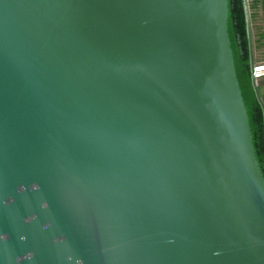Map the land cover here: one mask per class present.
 Wrapping results in <instances>:
<instances>
[{"label":"water","instance_id":"1","mask_svg":"<svg viewBox=\"0 0 264 264\" xmlns=\"http://www.w3.org/2000/svg\"><path fill=\"white\" fill-rule=\"evenodd\" d=\"M228 16L0 0V264H264Z\"/></svg>","mask_w":264,"mask_h":264},{"label":"trees","instance_id":"2","mask_svg":"<svg viewBox=\"0 0 264 264\" xmlns=\"http://www.w3.org/2000/svg\"><path fill=\"white\" fill-rule=\"evenodd\" d=\"M247 2L249 10L260 8L262 5L264 16V0ZM228 7V32L236 75L249 116L255 156L264 177V80L258 82L255 87L251 76L255 48L262 49L264 55V18L262 27L255 28V16L251 12L249 17L247 16L246 0H228Z\"/></svg>","mask_w":264,"mask_h":264},{"label":"built area","instance_id":"3","mask_svg":"<svg viewBox=\"0 0 264 264\" xmlns=\"http://www.w3.org/2000/svg\"><path fill=\"white\" fill-rule=\"evenodd\" d=\"M250 10L247 11V16L249 17ZM251 76L253 82H258L264 80V60H254L251 64Z\"/></svg>","mask_w":264,"mask_h":264},{"label":"rangeland","instance_id":"4","mask_svg":"<svg viewBox=\"0 0 264 264\" xmlns=\"http://www.w3.org/2000/svg\"><path fill=\"white\" fill-rule=\"evenodd\" d=\"M250 12H251L252 15L255 16L257 14V16H258V17L255 16V18L253 19V26L255 28L262 27L263 23L261 21L262 17H261V14H260V9L259 8L252 9V10H250ZM254 52H255V57H254L255 60H264V55H263V50L262 49L255 48Z\"/></svg>","mask_w":264,"mask_h":264},{"label":"crops","instance_id":"5","mask_svg":"<svg viewBox=\"0 0 264 264\" xmlns=\"http://www.w3.org/2000/svg\"><path fill=\"white\" fill-rule=\"evenodd\" d=\"M259 9H260V14H261V17H262V18H261V21H262V19L264 18V16H263V10H262V5H260V8H259ZM255 16L258 17L257 14H256ZM254 18H255V17H254ZM256 23H257V22H256Z\"/></svg>","mask_w":264,"mask_h":264}]
</instances>
